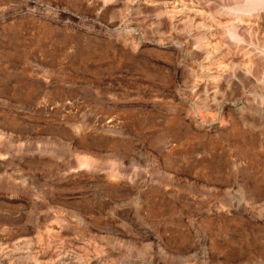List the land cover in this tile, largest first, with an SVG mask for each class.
I'll return each instance as SVG.
<instances>
[{"label":"rangeland","instance_id":"rangeland-1","mask_svg":"<svg viewBox=\"0 0 264 264\" xmlns=\"http://www.w3.org/2000/svg\"><path fill=\"white\" fill-rule=\"evenodd\" d=\"M167 1L0 0V264H264V9Z\"/></svg>","mask_w":264,"mask_h":264},{"label":"bare ground","instance_id":"bare-ground-1","mask_svg":"<svg viewBox=\"0 0 264 264\" xmlns=\"http://www.w3.org/2000/svg\"><path fill=\"white\" fill-rule=\"evenodd\" d=\"M165 1H167V0H165ZM169 1V0H168ZM167 1V2H168ZM176 1V0H175ZM233 2H234V5L232 6V7H230V8H228V7H222V10H226V12H232V11H234V13H235V15L237 14V17H235L236 19H235V21L236 20H238V24L239 23H247V21H245L244 22V18L241 16V15H249V16H252V14L253 13H256V16H257V14H258V18H260V16H259V12H261L260 10H262V9H264V0H232ZM181 2V1H180ZM172 3V2H171ZM171 3H169V4H171ZM180 5V6H179ZM183 5H184V2H181V3H179L178 4V6H179V8H176L177 6L175 5V4H173L172 6H167L166 4H165V2H161V6H163L162 8V10L164 11H162V13H165L166 14V16H167V20H169L170 22H169V24L171 23V24H173V25H176L177 24V22H180L179 21V19L178 18H176V13L177 12H182V10H184L185 11V13L186 14H188V12L189 11H191L189 14L190 15H192V17H195L197 14H198V11L196 12V10H194V9H190V8H184L183 7ZM230 5V4H229ZM167 7H169V8H167ZM227 10H229V11H227ZM194 11L196 12V13H194ZM264 11V10H263ZM184 13V12H183ZM183 13H182V15H183ZM233 13V14H234ZM195 14V15H194ZM229 14V13H228ZM254 15V14H253ZM186 16V15H185ZM188 16V19H189V15H187ZM246 16V17H247ZM191 18V17H190ZM197 18V17H196ZM233 18V17H232ZM249 18V17H248ZM257 18V19H258ZM256 19V20H257ZM182 20V19H181ZM184 20H187V19H185L184 18ZM189 20H191V19H189ZM232 20V19H231ZM243 20V21H242ZM255 20V19H254ZM193 21V24L192 25H196V27H198V26H203V25H205L206 26V22H202L201 20H196V22L194 21V20H192ZM217 21V20H216ZM183 22V21H182ZM190 23H188L189 24V26L191 25V21H189ZM213 22V21H212ZM232 22V21H231ZM183 23H185L186 24V22H183ZM251 23V22H250ZM170 24V25H171ZM187 24V25H188ZM240 24V25H241ZM245 24H243V25H245ZM184 25V24H183ZM198 25V26H197ZM184 26H186V25H184ZM248 26V25H247ZM188 27V26H187ZM195 27V26H194ZM209 27V26H208ZM231 29L230 28H227V34L229 35V37H230V39H233V40H235V41H239L241 38H240V35L238 34V32H236L237 30L235 29V27L233 26V24L231 25ZM233 27H234V30H233ZM224 28V27H223ZM250 28V27H249ZM236 30V31H235ZM246 30V29H245ZM247 31V30H246ZM225 33V32H224ZM226 34V33H225ZM260 37V36H259ZM261 40V39H260ZM256 43H257V41H256ZM263 53V54H262ZM251 54H252V52H251ZM260 54L261 55H263V57L262 58H264V45H263V47H262V52H260ZM245 55V54H244ZM254 55V54H253ZM248 57H249V55H248ZM250 58V57H249ZM263 61H264V59H263ZM251 66V65H250ZM248 68H250V67H248ZM244 188V187H243Z\"/></svg>","mask_w":264,"mask_h":264}]
</instances>
